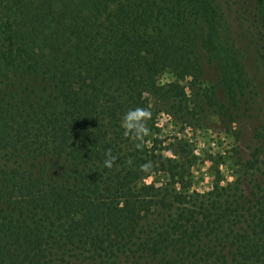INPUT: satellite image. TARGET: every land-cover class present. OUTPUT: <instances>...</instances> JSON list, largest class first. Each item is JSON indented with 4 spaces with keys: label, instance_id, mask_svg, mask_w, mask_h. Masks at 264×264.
<instances>
[{
    "label": "trees",
    "instance_id": "trees-1",
    "mask_svg": "<svg viewBox=\"0 0 264 264\" xmlns=\"http://www.w3.org/2000/svg\"><path fill=\"white\" fill-rule=\"evenodd\" d=\"M220 9L218 0H0V264H264V165L247 197L176 191L177 164L137 150L120 127L137 107L150 122L161 112L187 122L186 89L204 87V56L218 73L204 105L228 130L238 121L251 87L220 40ZM155 171L172 182L146 184Z\"/></svg>",
    "mask_w": 264,
    "mask_h": 264
},
{
    "label": "rangeland",
    "instance_id": "rangeland-1",
    "mask_svg": "<svg viewBox=\"0 0 264 264\" xmlns=\"http://www.w3.org/2000/svg\"><path fill=\"white\" fill-rule=\"evenodd\" d=\"M218 4L222 15L220 40L229 42L245 67L251 87L245 96L249 105L246 108L245 101L240 103L241 115L230 130L204 105L203 94H210L218 74L216 62L204 56L199 76L204 87L197 82L186 89L189 120L183 122L177 114L161 112L153 122L148 121L150 135L145 138L147 149L155 148V153L177 164L173 190H187L207 199H224L237 190L247 197L256 180L262 179L256 165H264V7L257 0H218ZM144 181L154 187L172 182L165 171L152 172ZM246 225L241 219L235 229ZM127 261L122 258L118 264H133ZM143 264L154 263L143 260Z\"/></svg>",
    "mask_w": 264,
    "mask_h": 264
},
{
    "label": "clouds",
    "instance_id": "clouds-1",
    "mask_svg": "<svg viewBox=\"0 0 264 264\" xmlns=\"http://www.w3.org/2000/svg\"><path fill=\"white\" fill-rule=\"evenodd\" d=\"M152 120V112L147 108L137 107L130 109L123 115L120 127L123 129L124 137L135 143L137 150H143L146 146L145 138L150 135L148 121ZM116 162V157L111 155V150L105 151L103 167L111 169ZM131 163V161H129ZM151 162L141 165L142 172H148L151 169Z\"/></svg>",
    "mask_w": 264,
    "mask_h": 264
}]
</instances>
